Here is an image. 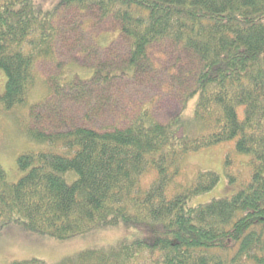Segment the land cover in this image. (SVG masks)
<instances>
[{"label":"trees","instance_id":"1","mask_svg":"<svg viewBox=\"0 0 264 264\" xmlns=\"http://www.w3.org/2000/svg\"><path fill=\"white\" fill-rule=\"evenodd\" d=\"M64 7H94L101 18L115 19L127 40V61L112 67L92 45L100 62L92 77L59 82L31 107L33 137L46 147L19 155L24 174L17 182L0 166V227L20 223L59 240L99 225L138 230L133 241L86 250L60 264H264V0H59L53 10L38 0H0V69L7 75L0 98L6 108L24 102L35 84L36 63L53 52V20ZM167 42L194 58L183 105L198 95L200 135L191 134L181 114L164 123L148 104L124 111V97L113 85L117 77L145 72L153 65L152 47ZM68 100L86 101V117L105 109L111 120L59 132L38 127L41 108L58 115ZM228 141L251 156L249 181L231 195L189 205L220 178L204 171L190 185L178 183L184 159ZM231 161L228 155L233 182ZM70 171L77 175L71 184L64 176ZM12 264L50 263L33 258Z\"/></svg>","mask_w":264,"mask_h":264},{"label":"rangeland","instance_id":"2","mask_svg":"<svg viewBox=\"0 0 264 264\" xmlns=\"http://www.w3.org/2000/svg\"><path fill=\"white\" fill-rule=\"evenodd\" d=\"M38 1L47 10H53L59 2ZM53 24L58 29L53 52L39 58L36 63L37 79L25 101L6 108L0 98V166L10 181L17 182L24 174L17 165L20 154L46 147V144L33 137L35 120L31 116V107L49 96L50 87L55 88L57 83L71 79L78 81V77L90 79L94 67L100 63L91 49L92 45L101 47V57L112 67H124L127 61L128 44L121 35L119 23L112 17L101 18L97 8L81 10L78 7H64L59 10ZM83 48L86 50L83 51ZM150 57L153 65L145 72L139 70L135 75H123L114 80L117 93L124 97L123 110L132 113L141 105L148 104L155 118L164 123L181 114L184 126L190 129L191 134H202L204 126L194 118L198 95L183 105V93L186 87L192 85L191 73L196 67L193 56L167 42L152 47ZM6 81V73L0 69V97L5 91ZM64 106L66 110L58 115H49L41 108L42 120L38 122V127L48 132H59L77 126L100 128L111 120V113L105 109L99 110L98 115L91 113L86 117V101L68 100ZM228 155L232 160L231 174L237 176L233 182H230L231 176L227 172ZM250 159V155L236 150L235 141L223 142L190 154L183 161L178 183L190 185L195 175L204 171L216 172L220 180L212 190L193 197L189 205L206 203L213 198L235 193L250 179L251 169L247 164ZM152 175L146 176L144 182L149 181ZM64 176L69 184L77 178L76 173L71 171ZM138 235L136 228L118 223L99 225L83 235L59 240L29 230L23 224L9 222L0 227V264L33 258L60 264L69 258L76 259L79 253L86 250H106L109 246L133 241Z\"/></svg>","mask_w":264,"mask_h":264}]
</instances>
